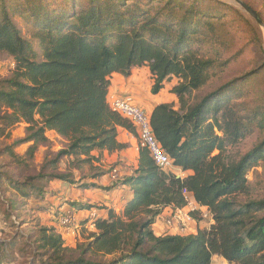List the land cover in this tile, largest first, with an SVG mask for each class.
Instances as JSON below:
<instances>
[{
  "label": "trees",
  "instance_id": "obj_1",
  "mask_svg": "<svg viewBox=\"0 0 264 264\" xmlns=\"http://www.w3.org/2000/svg\"><path fill=\"white\" fill-rule=\"evenodd\" d=\"M62 3L69 8L54 9V1L19 0L10 5L0 0V53L14 62L11 75L0 82V121L5 127L27 125L25 137L14 145L32 143L27 150L30 155L48 142L46 132L65 142L49 162L54 173L39 172L36 184L17 188L20 198L34 195L42 202L45 196H54L47 188L44 191L42 183L78 186L75 181L107 174L84 172L76 177L73 173L80 166L61 173L56 165L66 158L90 164L91 171L104 152L128 148L118 142V129L136 133L110 110L107 96L111 75L129 77L135 68L147 69L152 95L172 78L177 80L170 89L176 103L156 105L149 120L155 140L173 167L188 174L179 178L160 169L148 151L138 146L131 175L120 176L111 187H100L107 192L119 186L129 188L131 199L121 212L108 209L105 218H95L93 233L78 250L64 246L58 229L39 227L31 242L32 257L39 264H211L214 256L228 264H264V198H248L247 180L248 171L264 159V138L236 162L225 156L227 146L253 131L264 132V111L241 117L231 105L246 83L243 78L197 96L218 62L199 53L195 45L218 39L213 20L227 6L218 0ZM15 17L27 23L26 35L34 43L17 27ZM184 194L209 211L212 223L197 228L193 235H155L152 227L163 210L175 212L186 206ZM50 209L46 204L40 207ZM53 213L60 215L58 210ZM189 216L200 222L197 212ZM79 223L86 226L88 220ZM15 244H0V264H7L6 253Z\"/></svg>",
  "mask_w": 264,
  "mask_h": 264
},
{
  "label": "rangeland",
  "instance_id": "obj_2",
  "mask_svg": "<svg viewBox=\"0 0 264 264\" xmlns=\"http://www.w3.org/2000/svg\"><path fill=\"white\" fill-rule=\"evenodd\" d=\"M7 1L10 5H14L19 0ZM43 1L56 2L57 5H53L54 9L57 6H61L63 9L69 8V6L63 5V0ZM218 1L227 6V9H221L219 18L213 20L215 23L214 35L218 39L212 40L210 38L207 42L195 45L199 53L215 58L218 64L212 70L209 82L197 93V96L216 90L221 85L232 80L238 78L247 79L242 86L241 93L234 97L231 105L234 106V109L241 117L251 116L250 114L254 110L264 111V0H240L257 12L260 25L232 0ZM14 22L21 29L23 35L31 43H34L26 35L27 23L18 17H15ZM221 23L220 27L219 24ZM13 69L14 62L12 58L5 53H0V82L8 78ZM241 81L244 83V80ZM176 83L177 80L172 78L166 84V87L171 89ZM26 127L27 125L24 123L16 124L13 127H5L0 121V244L16 242L11 247V250L6 253L4 260L7 264H39L38 260L32 257L31 242L37 236L39 227L47 226V221L56 225V220L59 217L58 214L42 212L40 207L45 204L41 203L40 199L37 200L38 204H35L34 195L24 200L16 192L17 188L25 187V183L36 184L35 178L39 172L45 175L54 173L49 162L65 146V142L62 139L46 132L48 142L38 146L33 155L27 154V150L32 143L14 145L16 141L25 137ZM263 138L264 132L259 130L247 134L237 144L227 146L226 158L229 161L236 162ZM8 147L10 148L7 151L6 148ZM107 161L106 159L104 162L93 164L92 167L96 168L88 171L90 164L83 165L76 161L71 162L66 158H61L56 167L59 172L66 173V171L72 172L74 168H79L80 166L81 170L73 173L76 177L84 172L93 175L98 173L108 174L114 167H111L113 163ZM247 180L250 185L248 198L255 200L264 198V159L248 171ZM58 183L54 182L49 185L42 183L40 185L44 186V191L47 188V193L50 191L54 194V196H45L44 200H46V203L56 205L59 202L58 199L62 197H68L69 200H72L74 199L72 193L74 194L73 191L77 192V189H80L79 185L92 184L88 180L75 181L78 186H66V190L63 191V187ZM117 188L122 187L119 186L115 189ZM80 190L79 192H81ZM99 190L102 192L101 189ZM80 195L79 199L83 197L86 199L85 205L90 201H95L93 202V209L97 213L106 214V210L109 208L105 207L100 201L105 199V195L92 191L89 193L81 192ZM74 204L72 208L78 207L77 202ZM111 206L110 210H113L116 214L121 212L115 210L117 209L116 204H111ZM102 210L103 212H101ZM71 212L75 215V223L69 229L61 230L62 238L65 247L78 250L79 247L88 242L94 230L89 226L87 227V225L83 226L79 223L76 215L79 210ZM26 243L29 245H25Z\"/></svg>",
  "mask_w": 264,
  "mask_h": 264
},
{
  "label": "crops",
  "instance_id": "obj_3",
  "mask_svg": "<svg viewBox=\"0 0 264 264\" xmlns=\"http://www.w3.org/2000/svg\"><path fill=\"white\" fill-rule=\"evenodd\" d=\"M152 85V81L150 79L149 73L146 70V68H135L132 70L131 75L129 77H123L119 74L113 73L110 77V86H109V93L107 96V101L110 99V97H116V98H130L133 103H135L137 106H139L141 109L145 111V113L149 116L150 113L152 112L153 108L161 103H175L176 99L173 94L170 93L169 88H164L161 90L157 95H152L150 93V88ZM50 134L55 135L58 137L54 132H49ZM117 140L120 143L127 144L128 148L125 150H122L120 152L112 153V154H107L104 152L102 154V157L100 159V162H104L106 159L108 160L107 162L113 163L111 167H117L119 169V175L121 177L124 176H129L133 172V170L136 168L137 165V158H138V141L137 137L134 134H131L130 132L123 130V129H118L117 131ZM95 154V153H94ZM110 167V168H111ZM167 171H170L174 173L177 177L183 178L185 177L188 173H183L177 168H169ZM89 182H92V185L94 187H90L88 189H77L78 191H73L74 194V199L69 200L68 197H62L61 199H58V203L55 204H48L44 201L41 203H44L47 205V207H50V210H44L42 212H45L47 214L51 213L53 214L54 210H58L60 213H63L65 211H74L78 210L75 208H72L74 203H78V206L81 207L85 205L86 199L83 197L82 199L80 198L81 192L89 193L90 191L92 192H98L101 193L104 196L105 199H101L100 201L103 203V205L107 208H111V204H116L117 209H115L117 212H120L124 205L126 204L127 201L131 199V192L129 188L120 186L122 188H117V189H112L107 191H103L100 187L105 186L109 187L112 186L113 183L109 180L108 174L101 175L98 178L95 179H86ZM100 181V182H97ZM60 184V183H58ZM91 185V184H88ZM60 186L63 187V191L66 190V186L60 184ZM102 192H100V190ZM79 190L81 192H79ZM118 194V196H116ZM48 196V195H47ZM121 198V199H120ZM77 199V200H76ZM110 199V200H109ZM106 200V202H104ZM108 200V201H107ZM67 201V202H66ZM93 202L95 201H90L88 202L87 206L93 208L94 204ZM37 200H36V203ZM71 205V206H70ZM91 205V206H90ZM43 206V205H42ZM54 207V208H53ZM89 209H80L79 212L76 214L77 215V220L83 221L86 220L87 213ZM181 210V214H186L188 212V208H182L178 209ZM177 211V210H176ZM103 212V210L101 211ZM172 210L169 208H166L163 210L161 216L159 219L156 221V223L153 225L152 229L155 235H167L171 234L174 235L176 233L174 230L168 231V229L165 227L163 220L167 217H169L170 214H172ZM99 213V212H98ZM42 214V213H39ZM98 217H106V214H98ZM47 227H54L56 228V225H54L52 222L50 223L47 221ZM88 227V224H87ZM205 223L200 221V222H192L187 224V233L188 235L195 234L197 228H204ZM57 229V228H56ZM59 231V230H58ZM60 233H62L60 231ZM211 264H228L224 259L214 256L211 260Z\"/></svg>",
  "mask_w": 264,
  "mask_h": 264
},
{
  "label": "built area",
  "instance_id": "obj_4",
  "mask_svg": "<svg viewBox=\"0 0 264 264\" xmlns=\"http://www.w3.org/2000/svg\"><path fill=\"white\" fill-rule=\"evenodd\" d=\"M107 103L112 112L118 114L130 123L136 133L138 146L145 148L148 151L151 159L157 167L163 170L173 168L171 160L155 140L149 116L143 109L133 103L128 97H110ZM108 177L111 182L118 181L120 179L119 169L117 167L113 168ZM184 199L186 202L185 207L189 210L186 214H181V210H177L173 212V214H170L169 217L165 218L163 223L168 231L174 230L176 232L174 234L187 235V224L196 222L189 216V212H197L200 217V221L204 222L205 227L207 228L212 223V216L209 211L205 207L195 203V201L188 194L185 195ZM97 217V211L93 208L89 209L86 219L88 220V226L90 228H93V221ZM73 223H75V215L71 211H65L60 214L56 220V228L59 231L66 230L69 229Z\"/></svg>",
  "mask_w": 264,
  "mask_h": 264
},
{
  "label": "water",
  "instance_id": "obj_5",
  "mask_svg": "<svg viewBox=\"0 0 264 264\" xmlns=\"http://www.w3.org/2000/svg\"><path fill=\"white\" fill-rule=\"evenodd\" d=\"M234 3H236L239 7H241L251 18H253L259 25L261 24L260 23V20L257 16V14L248 6L246 5L245 3H243L242 1L240 0H232Z\"/></svg>",
  "mask_w": 264,
  "mask_h": 264
}]
</instances>
